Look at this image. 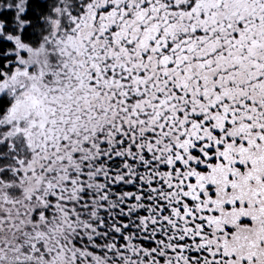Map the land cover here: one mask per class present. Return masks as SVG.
Returning <instances> with one entry per match:
<instances>
[{
    "label": "snow or ice",
    "instance_id": "obj_1",
    "mask_svg": "<svg viewBox=\"0 0 264 264\" xmlns=\"http://www.w3.org/2000/svg\"><path fill=\"white\" fill-rule=\"evenodd\" d=\"M0 264H264V0H0Z\"/></svg>",
    "mask_w": 264,
    "mask_h": 264
}]
</instances>
